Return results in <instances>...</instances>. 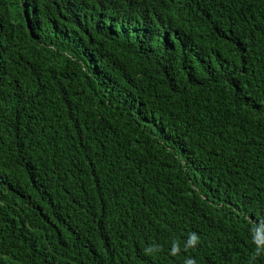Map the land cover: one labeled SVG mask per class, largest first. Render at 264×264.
Here are the masks:
<instances>
[{"label": "trees", "instance_id": "1", "mask_svg": "<svg viewBox=\"0 0 264 264\" xmlns=\"http://www.w3.org/2000/svg\"><path fill=\"white\" fill-rule=\"evenodd\" d=\"M0 264H264V0H0Z\"/></svg>", "mask_w": 264, "mask_h": 264}]
</instances>
